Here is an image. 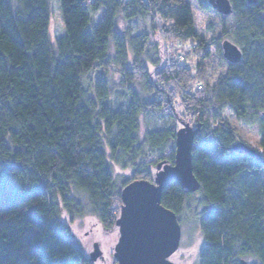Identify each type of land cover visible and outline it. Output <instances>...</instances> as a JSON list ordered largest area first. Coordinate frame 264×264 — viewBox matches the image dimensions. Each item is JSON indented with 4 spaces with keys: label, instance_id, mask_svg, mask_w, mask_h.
Masks as SVG:
<instances>
[{
    "label": "trees",
    "instance_id": "trees-1",
    "mask_svg": "<svg viewBox=\"0 0 264 264\" xmlns=\"http://www.w3.org/2000/svg\"><path fill=\"white\" fill-rule=\"evenodd\" d=\"M192 1L212 9L208 0ZM56 2L62 31L51 40V0H0V264H91L63 216L87 212L108 230L120 206L111 164L135 169L125 186L152 180L137 170L146 154L173 163L174 152L163 153L174 145L177 122L189 124L163 104L169 86L182 88L198 127L191 147L198 188L171 181L161 204L177 220L194 217L202 236L196 264H264V0H229L235 27L222 38L233 40L241 59L211 85L200 63L185 57L151 74L148 34L123 29L134 19H160L164 39L204 58L189 0ZM112 69L120 88L110 85ZM193 82L199 88L190 92ZM134 85L150 98L140 100ZM224 109L245 125L258 122L261 161L233 151L238 138ZM143 112L158 126L139 140Z\"/></svg>",
    "mask_w": 264,
    "mask_h": 264
},
{
    "label": "rangeland",
    "instance_id": "rangeland-1",
    "mask_svg": "<svg viewBox=\"0 0 264 264\" xmlns=\"http://www.w3.org/2000/svg\"><path fill=\"white\" fill-rule=\"evenodd\" d=\"M191 14L193 18V25L196 34L202 39L204 47L208 52L206 57H200L198 50L190 47V44L185 45L188 48L180 50V45L172 44L169 40L164 39L161 34V28L166 24L160 19H154L152 22L148 18L134 19L129 22L123 23V29L129 33L146 32L149 36V46L146 51L145 65L151 74H156L164 65L170 62L179 60L180 62L187 58L193 63H200L203 82L209 85L214 84L218 77L224 75L228 69V62L222 57L220 44L223 39H228L233 42L229 37L222 38L223 30H231L235 27V20L232 15L222 16L216 13L213 9L201 10L197 7L196 3L189 0ZM52 15L49 26V33L51 40L55 35L62 31V20L60 17L58 4L56 0H51ZM122 27V26H121ZM219 46V49L218 47ZM183 55V59L177 57L178 54ZM252 56V53H249ZM185 57V58H184ZM108 79L112 88H120L122 82L118 72L112 69L108 73ZM197 84L190 83V92L196 89ZM138 98L142 101L150 97L137 85L133 86ZM170 90V99H165L166 106H170L171 111L175 113L178 119H182L194 128L193 112L186 109L184 102L180 98L182 88L169 86L166 88ZM232 130L237 134L238 142H241L261 154L258 147V122L251 125H245L239 122L235 116L228 109L223 110L222 119ZM158 121L152 118L147 113L143 112L139 117L138 138L141 140L147 129L157 127ZM177 127H183L180 121L177 122ZM174 152V145L171 150H167L163 155L168 158ZM161 154L155 155L146 154L143 159V165L137 166L140 173H149L151 179L154 176V166L160 160ZM113 175V191H121L122 184L125 181H130L134 176L135 169L131 166L122 167L120 164H111ZM152 181V180H151ZM121 206V200H120ZM120 206L118 207L117 214L119 213ZM63 221L69 224V229L75 243L82 249L85 256L88 258L89 253L92 251L93 243H97L101 251L100 257L91 261V264H114L115 260L112 256L113 247L118 238V230L115 225L110 229H104L97 219L89 213H82L76 215L71 219L63 216ZM180 225V240L177 250L169 257V260L175 264H196L197 254L202 246V236L196 225V221L190 212H186L178 220Z\"/></svg>",
    "mask_w": 264,
    "mask_h": 264
},
{
    "label": "water",
    "instance_id": "water-1",
    "mask_svg": "<svg viewBox=\"0 0 264 264\" xmlns=\"http://www.w3.org/2000/svg\"><path fill=\"white\" fill-rule=\"evenodd\" d=\"M255 3L256 0H247ZM210 7L221 15L231 13L229 0H208ZM222 57L229 63H238L241 51L229 40L221 42ZM198 127L187 124L179 128L174 139L173 163L158 162L152 181L133 180L120 191L121 206L114 225L118 238L113 247L114 264H175L169 257L177 250L180 225L176 215L161 204V193L171 181L188 192L196 191L198 182L191 167V147ZM237 153H246L261 161L260 153L237 142L232 146ZM98 244L93 243L88 260L100 257ZM240 264H244L241 260Z\"/></svg>",
    "mask_w": 264,
    "mask_h": 264
},
{
    "label": "built area",
    "instance_id": "built-area-1",
    "mask_svg": "<svg viewBox=\"0 0 264 264\" xmlns=\"http://www.w3.org/2000/svg\"><path fill=\"white\" fill-rule=\"evenodd\" d=\"M177 57H178L179 59H181V60L183 59V56H182L181 54H178ZM197 87L199 88V86H197ZM259 149H260V148H259ZM260 150H261V149H260Z\"/></svg>",
    "mask_w": 264,
    "mask_h": 264
},
{
    "label": "flooded vegetation",
    "instance_id": "flooded-vegetation-1",
    "mask_svg": "<svg viewBox=\"0 0 264 264\" xmlns=\"http://www.w3.org/2000/svg\"><path fill=\"white\" fill-rule=\"evenodd\" d=\"M174 254V253H173Z\"/></svg>",
    "mask_w": 264,
    "mask_h": 264
}]
</instances>
